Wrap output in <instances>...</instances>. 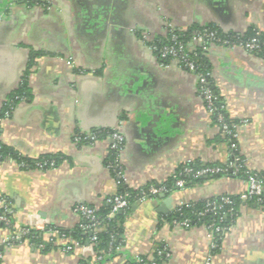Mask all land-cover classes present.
<instances>
[{
	"label": "crops",
	"instance_id": "crops-1",
	"mask_svg": "<svg viewBox=\"0 0 264 264\" xmlns=\"http://www.w3.org/2000/svg\"><path fill=\"white\" fill-rule=\"evenodd\" d=\"M194 23L226 32L264 30V0H0V110L36 54L27 75L30 98L3 113L0 143L22 158L61 159L46 169L13 158L0 162V214L1 201L9 208V223L0 221V264H126L152 258L157 246L168 251L169 264L206 263L210 230L166 216L192 201L244 195L248 180L236 174L168 193L163 188L132 203L122 245L99 263L88 250L64 251L58 232L79 224L77 205L100 206L116 194L118 177L106 163L111 140L86 138L94 130H120L114 167L133 189L163 183L179 163L231 161L229 144L215 139L218 127L198 77L176 61L161 63L150 45L168 25ZM207 51L226 112L238 121L233 137L240 164L264 172V57L242 46L211 44ZM167 197L171 206L162 212ZM23 227L52 246L23 233L15 237ZM210 264H264V208L240 207Z\"/></svg>",
	"mask_w": 264,
	"mask_h": 264
},
{
	"label": "trees",
	"instance_id": "trees-1",
	"mask_svg": "<svg viewBox=\"0 0 264 264\" xmlns=\"http://www.w3.org/2000/svg\"><path fill=\"white\" fill-rule=\"evenodd\" d=\"M204 31L212 33V39L206 40L203 45H194L191 41L192 36L195 33ZM175 33L177 35L175 41L170 40L168 34H163L151 40L150 45L152 46L157 59L163 64L174 61L175 58L171 55L163 56L161 54L163 46L168 45L177 47L178 44H181L183 46V54L188 60L193 61L194 69L189 70L187 67H185L184 62L181 59L178 60V63L184 69L190 71L194 75H201L204 78V86L210 91L211 94V105L213 108V111L211 112V119L212 122L218 127V134L215 139H219L221 137L229 144L231 152L230 160H233L235 157H239L238 150L236 149V146L234 144L235 141L233 135L226 133L223 127L226 126L227 129L234 131L235 129L232 127V124H237L238 121L230 118L226 112L223 97L220 95L211 76L212 66L207 54L208 51L203 46L208 48L211 44H218L222 46L246 47V44H248L253 38H256L257 47H254L253 49H251V51L261 57H264V30H258L254 26H250L242 33L226 32L223 31L215 23H194L186 29L178 28ZM34 55L36 54L31 53L29 56L27 67L25 69L21 83L8 95L7 100L4 102L0 110V118L3 116V113L9 109L10 106L16 105L22 99L30 98V91L27 85V75L30 71V67L33 65ZM198 87L199 93L201 94L200 83ZM93 133L95 134L96 138H102L108 136L111 133V130H94ZM80 142H86V139H82ZM8 158H13L17 161H25L29 168L39 167L36 163H45L41 167L43 169H46L49 166L50 162H53L54 165H57L61 161V159L57 155H44L38 157L35 160L22 158L9 146L0 143V162ZM116 161L117 151L111 149L106 158V163L110 166V169L113 170L112 174L114 176L117 171V168L114 167ZM203 167L226 168L227 166H223L219 163H201L198 160L179 163L173 173L169 175L163 183L157 184L155 182H149L136 189L128 187L120 178H117L118 188L116 194L125 196L128 201V205L122 210L123 212H117L113 216H110L111 204L108 202H104L100 206L90 205L93 207L94 214L96 216L95 233L84 231L81 225H88L91 222L89 221V219L83 217H81L79 224H77L73 228L58 229V232L60 235H64L69 239L77 240L80 243L89 242L90 237L94 235L96 242L94 248L98 252L102 251L103 254L102 259L97 261V263H99L102 262L106 257L113 256L118 252L119 247L122 245V224L126 212L130 209L132 203L140 200L142 194H145L146 197L154 195L148 192L151 185L157 187L162 186L164 187L165 192L168 193L176 188L177 179H182L184 186H191L197 185L207 178L215 177L221 173L236 174L237 176L244 179H248V176L254 173L245 169L241 165V167H228L227 170L217 173L197 174L196 172ZM186 168L190 170L186 171ZM255 174L257 175V177L264 176V172ZM222 197H227L228 202H224L222 200ZM209 202H214L216 204L215 207L212 208L209 205ZM243 204L249 206L256 205L264 208V183L260 195H254L246 199H242L239 195H217L208 199L192 201L172 209V211L166 216V219L168 221L177 222L187 219L190 226L205 225L212 232L213 242L215 243V247L210 249V253L216 254L220 250L221 240L224 233L235 223L239 215L240 207ZM4 214L9 217L8 212H4ZM216 226L219 227V231H214V227ZM22 236L23 238H27L36 243L43 242L44 248L48 249L52 246V242L44 241L39 233L33 229H29V231L27 233H24ZM157 247V250H159V252L157 250L154 251L152 256L154 264H169V256L166 255L168 251L161 246ZM140 258L142 259V261H137L134 258L127 260L126 264H142V262L149 263L146 255H140Z\"/></svg>",
	"mask_w": 264,
	"mask_h": 264
},
{
	"label": "built area",
	"instance_id": "built-area-1",
	"mask_svg": "<svg viewBox=\"0 0 264 264\" xmlns=\"http://www.w3.org/2000/svg\"><path fill=\"white\" fill-rule=\"evenodd\" d=\"M178 28L172 26V25H168L165 29V35L168 34L169 35V39L172 41H175L177 38V35L175 33V31ZM212 33L204 31V32H198L195 33L192 36V43L194 45H203L206 40L208 39H212ZM205 49H208L207 47L203 46ZM254 47H257L256 44V38H253L248 44H246L247 49L251 50ZM184 50H183V46L181 44H178L177 47H173V46H168L165 45L162 47L161 50V54L163 56L165 55H171L174 58V61L178 62V60H182L184 62V66L187 67L189 70H193L194 69V63L193 61L188 60L185 55L183 54ZM195 54V53H194ZM199 79V83L201 84V94L203 96L204 101L206 102V107L208 109V111L211 113L213 111L212 105H211V94L210 91L204 86V78L199 75L197 76ZM232 127L235 129L236 128V124H232ZM223 129L225 130L226 133L228 134H232L234 135V131L233 130H229L227 129L226 126L223 127ZM109 139L111 140V145H110V149H114L116 151H119L121 148V143L123 141V136L120 132V130L118 129V127H115L111 133L108 135ZM86 138L90 139L91 141H93L96 137L94 133H90L88 136H86ZM39 167H42L45 163H37ZM50 166H54L53 162L49 163ZM241 167L240 161L238 157H235L233 160H231L226 168H220V167H203L201 169H199L196 173L197 174H206V173H217L220 171H225L227 170L228 167ZM186 171H189L190 169H185ZM122 175V171L120 168L117 169L116 171V176L118 178H120ZM248 191L247 193H245L244 195H241L240 197L242 199H246L248 197L254 196V195H260L262 188H263V183H264V176L261 177H257V175L255 173L250 174L248 176ZM176 185L178 186H182L183 185V180L182 179H177L176 180ZM164 187L159 186V187H155V186H150L148 192L149 193H155L157 191H161ZM146 196L145 194H142V196L140 197V199H144ZM222 200L224 202H228V198L227 197H222ZM107 202L111 204V211H110V216H113L115 213L119 212L120 210H123L127 205H128V201L126 199L125 196L123 195H118V194H114L111 197L107 198ZM209 205L214 208L215 207V203L214 202H209ZM1 207L3 208V212L0 214V221H3L5 223H9V219L7 218V216L4 214V212H9V208L6 205V203L4 201H1ZM76 210L79 212L80 216L86 219H89V221L91 222L88 225H81V227L84 229V231H89L90 233H95L96 228H95V223H96V216L94 214V209L92 206H90V204H79L76 206ZM174 223H177L181 226H185L188 227L189 225V221L187 219L183 220V221H173ZM29 231V228H22L21 230H18L15 232L14 236L15 237H19V235H21L22 233H27ZM214 231H219V227L216 226L214 227ZM56 232V231H54ZM210 233H212L210 231ZM59 237L63 240V250L64 251H73L74 249H80L82 251V253L84 254L86 250L90 251L93 254V261H99L100 259H102V251L98 252L95 250L94 246H95V236L92 235L90 237V241L86 242V243H80L77 240H73V239H69L67 237H65L64 235H60ZM51 240V239H50ZM215 247V243L212 242L210 249ZM168 255V253L166 254ZM211 253H209V256L206 259V263L205 264H210L211 263V258H212ZM135 259L137 261H142V259L137 256L135 257ZM149 263L147 262H142V264H154V261L152 258L148 259Z\"/></svg>",
	"mask_w": 264,
	"mask_h": 264
},
{
	"label": "water",
	"instance_id": "water-1",
	"mask_svg": "<svg viewBox=\"0 0 264 264\" xmlns=\"http://www.w3.org/2000/svg\"><path fill=\"white\" fill-rule=\"evenodd\" d=\"M161 196H162V197H165V196H164V193H161ZM170 206H171V199H170L169 197H167V198L165 199V203H164L163 207L160 209V211H162V212H166L167 209H168ZM119 212H122V210H120Z\"/></svg>",
	"mask_w": 264,
	"mask_h": 264
}]
</instances>
